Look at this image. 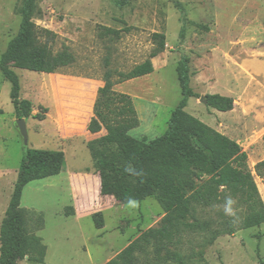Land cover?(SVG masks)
I'll return each instance as SVG.
<instances>
[{
	"label": "rangeland",
	"instance_id": "1",
	"mask_svg": "<svg viewBox=\"0 0 264 264\" xmlns=\"http://www.w3.org/2000/svg\"><path fill=\"white\" fill-rule=\"evenodd\" d=\"M178 1L184 12L172 0L38 2L34 22L41 41L55 52L67 46L76 57L74 64L55 73L16 69L21 97L33 104L26 117L28 147L62 150L66 159L60 174L32 181L22 197L30 232L47 246L46 264H105L143 232L163 224L165 212L154 197L121 203L113 195H101V174L120 177L133 166L104 128L88 130L105 73L112 70L117 80L120 72L145 61L156 46L155 32L166 35V48L152 59L154 71L115 86L132 96L138 111L140 125L131 135L148 142L168 129L182 98L176 68L187 55L193 90L200 97L232 96L235 106L221 112L192 97L186 110L241 145L264 201V167L257 171L264 161V0ZM22 2L0 0V59L20 30ZM109 27L131 29L119 36L104 34ZM42 29L57 35L49 38ZM11 87L0 70V228L26 147L16 126ZM70 207L75 213L67 215ZM242 208L233 207L238 221ZM96 213L102 215V228L95 224ZM184 222L194 221L187 216ZM178 241L177 247L168 248L179 250L185 264H264V223L224 234L212 245L188 231ZM167 251L157 259L141 255L140 264H177L167 259ZM27 261L18 264H31Z\"/></svg>",
	"mask_w": 264,
	"mask_h": 264
},
{
	"label": "trees",
	"instance_id": "2",
	"mask_svg": "<svg viewBox=\"0 0 264 264\" xmlns=\"http://www.w3.org/2000/svg\"><path fill=\"white\" fill-rule=\"evenodd\" d=\"M39 1L23 0L20 30L9 41L0 59V70L12 86L10 95L17 118L31 116L33 106L31 100L21 97V79L17 68L55 73L76 61L67 46L55 52L47 41H41V30L34 22ZM172 1L179 9H184L180 1ZM117 2L121 5L126 0ZM183 20L186 21V18ZM130 29L109 27L103 33L119 36ZM42 31L49 38L57 35L49 29ZM185 33L183 25L180 32L182 38ZM152 39L156 46L145 61L128 72H120L117 80L113 79L112 70L105 73L88 130L97 133L104 128L133 166L120 177L101 174V195H113L121 203L142 202L147 197H154L165 215L159 228H149L105 264H140L142 256L148 259L150 254H154L157 259L164 249H168L167 259L185 264L179 250L168 248L179 245L178 238L184 231L199 233L205 245H212L224 234H234L237 230L264 223V201L248 165L247 153L235 139L186 110L192 97H200L191 87L189 56H182L176 68L182 98L171 114L168 129L148 142L145 138L137 139L131 135V130L140 125L138 111L132 96L116 90L115 86L154 71L152 59L165 51L166 35L155 32ZM206 99L209 109L221 112L231 111L235 106L232 96L221 93L206 94ZM35 117L44 119L41 114ZM65 165L62 150L25 147L0 228V264H18L24 259L32 264L45 263L47 246L40 236L30 232L27 214L21 207L22 197L29 183L58 175ZM262 167L264 161L257 165L259 174ZM228 198L234 201L233 207H244V215L239 221L235 215L229 216L224 211ZM74 213V207H70L67 215ZM211 213L217 216H210ZM187 216L194 222H184ZM93 218L98 228L104 227L100 213L94 214Z\"/></svg>",
	"mask_w": 264,
	"mask_h": 264
},
{
	"label": "water",
	"instance_id": "3",
	"mask_svg": "<svg viewBox=\"0 0 264 264\" xmlns=\"http://www.w3.org/2000/svg\"><path fill=\"white\" fill-rule=\"evenodd\" d=\"M200 100H201V102L206 104L207 103L206 95H202L200 97ZM16 126L19 129V131L23 137L25 146L27 147L29 144V130H28L26 118L25 117L17 118Z\"/></svg>",
	"mask_w": 264,
	"mask_h": 264
},
{
	"label": "clouds",
	"instance_id": "4",
	"mask_svg": "<svg viewBox=\"0 0 264 264\" xmlns=\"http://www.w3.org/2000/svg\"><path fill=\"white\" fill-rule=\"evenodd\" d=\"M233 204H234V201L231 198H228L226 201V205L224 207V211L229 216L236 215V212L233 209Z\"/></svg>",
	"mask_w": 264,
	"mask_h": 264
},
{
	"label": "crops",
	"instance_id": "5",
	"mask_svg": "<svg viewBox=\"0 0 264 264\" xmlns=\"http://www.w3.org/2000/svg\"><path fill=\"white\" fill-rule=\"evenodd\" d=\"M213 109V108H212ZM100 187H101V185H100ZM27 262H29V261H27ZM47 263V258H46V260H45V263L44 264H46ZM32 264V263H31Z\"/></svg>",
	"mask_w": 264,
	"mask_h": 264
}]
</instances>
